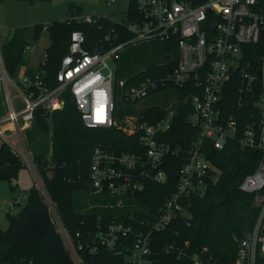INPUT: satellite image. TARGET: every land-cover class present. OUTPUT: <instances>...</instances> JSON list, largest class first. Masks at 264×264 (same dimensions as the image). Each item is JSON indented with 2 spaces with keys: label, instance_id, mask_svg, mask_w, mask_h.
Masks as SVG:
<instances>
[{
  "label": "built area",
  "instance_id": "1",
  "mask_svg": "<svg viewBox=\"0 0 264 264\" xmlns=\"http://www.w3.org/2000/svg\"><path fill=\"white\" fill-rule=\"evenodd\" d=\"M115 2L109 0V4ZM125 7L122 19L113 15L69 19L68 22L92 24L109 19L115 27L106 41H121L106 51L92 52L85 48V35L73 31L54 88L47 86L45 71L25 73L21 79L10 77L0 50V96L4 108L0 114V149L9 146L40 182L25 132L33 126L38 109L50 113L61 110L65 104L62 96L70 91L87 128L118 129L129 137H138L137 150L132 153L101 148L94 151L90 168L94 195L114 197L121 205L126 197L144 192L148 183L166 186L170 184L166 170L173 163L170 160L186 153L187 161L178 172L174 192L151 223L134 213V224L117 220L98 224L89 244L90 253L104 248L125 254L132 264L150 260L153 235L166 231L177 219L191 218L192 197L203 198L220 181L223 171L210 158L211 151H224L231 144L254 150L260 159L255 171L242 182L241 190L256 195L260 213L252 230L239 242L234 264H257L258 257L264 256V0H137L138 14L133 17ZM51 25L43 24V31ZM146 41L171 43L169 53L177 48L178 63L164 86L191 91L184 102L193 109L190 123L198 134L188 149L167 140L173 128L176 98L169 106L160 107L166 115L159 120L142 116L144 110L121 121L116 118L118 100L137 106L159 88L158 81L151 79L132 88H126L122 80L116 81L122 52L129 45ZM28 51L31 46H27ZM45 58L46 53L42 62ZM189 98L191 104L187 103ZM40 184L53 223L75 264H83L79 254L83 245L74 243L42 181ZM16 204L10 202L9 208ZM135 225L141 230L136 231ZM203 254L192 256L193 264H218L213 256Z\"/></svg>",
  "mask_w": 264,
  "mask_h": 264
},
{
  "label": "trees",
  "instance_id": "2",
  "mask_svg": "<svg viewBox=\"0 0 264 264\" xmlns=\"http://www.w3.org/2000/svg\"><path fill=\"white\" fill-rule=\"evenodd\" d=\"M128 13L131 17L138 14L137 0H129ZM70 18L51 22L50 28L45 31L51 45L44 62L39 64L37 70H26L27 74L45 71V82L49 88L57 86V74L63 58L69 52L73 31H81L85 35V48L92 52L106 51L121 41H106L107 35L115 27L109 19H101L99 23L92 24L78 20L68 22ZM45 32L43 24H36L32 38L38 40ZM30 38V31L18 28L1 49L5 68L14 79L18 78L25 65L24 56L27 46H30ZM159 46L160 49H157ZM126 49L118 61L116 81L122 80L126 88H132L151 79L158 81L156 92L170 88L177 103L174 104L176 114L173 128L167 140L188 149L198 134V130L187 121L193 109L184 99L191 91L167 84L164 86L166 77L178 63V54L173 59L166 58L171 43L159 41L132 44ZM62 98L65 104L61 110L50 113L38 109L33 126L25 132L27 147L32 153L46 195L74 243L77 246L83 245V250L79 252L83 264H132L125 254L104 248L89 255L85 251L92 243L99 223L117 220L134 224V213L137 218L151 223L174 192L178 172L186 163L187 154L183 153L170 160L173 163L166 168L170 184L161 186L148 183L144 192L126 197L121 207L94 208L82 212L75 205L78 193H88L87 198L92 203L107 198L111 204H118L116 198L108 195L96 196L99 198L90 195V168L94 151L101 148L119 154L132 153L137 150L135 144L138 143V137H129L118 129L87 128L71 92L65 91ZM134 107L126 104L123 99L118 100L116 118L121 121L127 115H135L137 111ZM3 109L0 96V114ZM141 115L155 121L165 117L166 111L153 105ZM210 158L223 171L220 181L211 186L203 198L192 197L191 218L177 219L166 231L153 235L152 255L149 259L154 264H193L191 257L203 253L206 257L213 256L218 264H234L239 242L254 227L260 213L256 195L241 190V184L257 168L260 159L258 152L231 144L224 151H211ZM23 167L24 162L9 146L0 149V181L12 183L18 180ZM21 212L20 218L7 213L9 227L7 230L0 229V261L9 264H75L62 235L53 223L45 198L37 187L30 190ZM134 229L141 230L136 225ZM257 264H264V256L258 257Z\"/></svg>",
  "mask_w": 264,
  "mask_h": 264
},
{
  "label": "rangeland",
  "instance_id": "3",
  "mask_svg": "<svg viewBox=\"0 0 264 264\" xmlns=\"http://www.w3.org/2000/svg\"><path fill=\"white\" fill-rule=\"evenodd\" d=\"M125 1L126 7L129 6V0H117V2L109 4V0H51L31 2L28 0H0V50L13 35L16 29L25 28L30 31L29 45L31 51L26 52L24 56L25 65L21 68L18 78H22L26 70H36L43 61L47 49L51 45L48 33H43L38 40L32 38L33 28L36 24H45L53 21H62L70 17H87L96 15L100 17H110L116 10L119 2ZM125 7V8H126ZM154 42V41H146ZM141 42V43H146ZM139 43V44H141ZM160 49V46L157 48ZM127 50V49H126ZM125 50V51H126ZM177 48H173L171 53L166 54V58L177 57ZM165 58V59H166ZM111 66L115 68L113 61ZM0 83V90H1ZM16 94V92H13ZM175 99L170 88L160 92L150 94L145 101L134 107L136 111L145 110L153 105L159 107H167ZM116 108V113H117ZM41 182V181H40ZM34 171L30 166L25 165L19 173L18 180L9 183L6 180L0 181V229L7 230L9 227V219L7 213L16 216L25 207L29 192L32 188L37 187L40 190V184ZM90 195L96 197L92 192ZM107 196V195H106ZM88 197V193H78L75 201L76 208L82 212L91 209L114 208L121 207L119 204H111L107 198H100L102 202L92 203ZM99 198V197H96ZM19 201L15 208L10 209L9 203ZM68 247L74 254L73 248L67 242ZM143 264H154L147 260Z\"/></svg>",
  "mask_w": 264,
  "mask_h": 264
},
{
  "label": "water",
  "instance_id": "4",
  "mask_svg": "<svg viewBox=\"0 0 264 264\" xmlns=\"http://www.w3.org/2000/svg\"><path fill=\"white\" fill-rule=\"evenodd\" d=\"M125 3H126L125 1H121V2L118 3V5H117V7H116V10H115V12L113 13V16H116V17H118L119 19H122V18H123V13H124ZM187 103H188V104H191V98H189V99L187 100ZM192 120H193V117H192V116H190V117L187 119L188 122H191ZM21 215H22V212H19V213L16 215V217H17V218H20ZM85 254H86V255H89V254H90V247H88V248L86 249Z\"/></svg>",
  "mask_w": 264,
  "mask_h": 264
},
{
  "label": "crops",
  "instance_id": "5",
  "mask_svg": "<svg viewBox=\"0 0 264 264\" xmlns=\"http://www.w3.org/2000/svg\"><path fill=\"white\" fill-rule=\"evenodd\" d=\"M31 70H33V69H31ZM37 70V69H36ZM34 72V71H33ZM25 74V73H24ZM14 201H16V200H14ZM17 202V204L16 205H18L19 204V201H16ZM16 205L13 207V208H15L16 207ZM12 208V209H13Z\"/></svg>",
  "mask_w": 264,
  "mask_h": 264
},
{
  "label": "clouds",
  "instance_id": "6",
  "mask_svg": "<svg viewBox=\"0 0 264 264\" xmlns=\"http://www.w3.org/2000/svg\"><path fill=\"white\" fill-rule=\"evenodd\" d=\"M100 96V94H96V97L98 98Z\"/></svg>",
  "mask_w": 264,
  "mask_h": 264
}]
</instances>
